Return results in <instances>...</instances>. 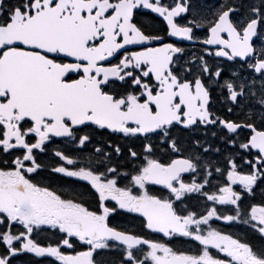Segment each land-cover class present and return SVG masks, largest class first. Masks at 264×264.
I'll return each instance as SVG.
<instances>
[{"label": "snow or ice", "instance_id": "snow-or-ice-1", "mask_svg": "<svg viewBox=\"0 0 264 264\" xmlns=\"http://www.w3.org/2000/svg\"><path fill=\"white\" fill-rule=\"evenodd\" d=\"M0 264H264V0H0Z\"/></svg>", "mask_w": 264, "mask_h": 264}]
</instances>
